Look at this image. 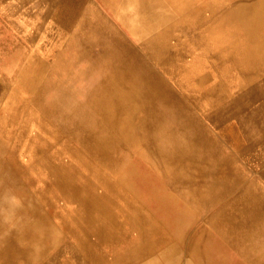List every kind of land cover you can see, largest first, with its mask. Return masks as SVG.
Listing matches in <instances>:
<instances>
[{"label": "rangeland", "instance_id": "374dc122", "mask_svg": "<svg viewBox=\"0 0 264 264\" xmlns=\"http://www.w3.org/2000/svg\"><path fill=\"white\" fill-rule=\"evenodd\" d=\"M76 1L0 0V161L10 159L0 166V237L44 232V250L31 249L20 264H39L59 244L63 233L34 214L37 180H27L25 172L51 148L57 161L70 160L69 148L80 153L82 132L89 141L93 136L106 143V159L98 150H88L89 159L104 168L99 163L103 159L125 191L113 196L116 209L109 224L116 264L145 263L147 258L134 249L150 241L170 246L171 258L194 237L193 249L184 251L181 261L189 256L192 264H264V0H193L186 8L179 7L184 0ZM250 9L258 29L235 24L245 22ZM87 13L103 16L110 25L104 51L81 60L71 49V36L81 17L93 18ZM216 37L228 53L214 59L209 43ZM28 68L38 71L29 82L24 76ZM111 74L116 86L102 94L104 107L95 98ZM197 84L203 86L201 98L191 89ZM16 100L23 101L22 114L12 123L9 109ZM132 113L138 114V122ZM32 136L38 140L37 153L30 151ZM51 167L45 176L54 181L63 171L56 164ZM63 176L87 215L93 195L75 177ZM68 206L60 202L57 213ZM39 207L46 212L44 204ZM223 212L228 217L221 219ZM83 222L90 239L95 223ZM68 230L74 251L75 237ZM90 245L88 240V256ZM79 257L77 264H90L82 251Z\"/></svg>", "mask_w": 264, "mask_h": 264}, {"label": "bare ground", "instance_id": "6f19581e", "mask_svg": "<svg viewBox=\"0 0 264 264\" xmlns=\"http://www.w3.org/2000/svg\"><path fill=\"white\" fill-rule=\"evenodd\" d=\"M68 1V0H66ZM74 1V0H72ZM79 1V0H77ZM76 1V2H77ZM193 0H184V2L182 4L179 5L180 8H183L187 5H190L192 3ZM46 2V1H45ZM113 6L115 8V2H113ZM11 4V3H10ZM17 4V3H16ZM20 4V3H19ZM24 4V2H23ZM15 5V3H14ZM156 5V4H155ZM24 6V5H23ZM59 6V5H58ZM9 7V6H8ZM14 7V6H13ZM15 8V7H14ZM18 8V7H17ZM20 9V8H19ZM54 9V8H53ZM56 9V8H55ZM3 10V9H2ZM31 10V9H30ZM29 10V11H30ZM6 11V10H5ZM55 11V10H54ZM2 12V11H1ZM39 13V12H38ZM41 13V12H40ZM52 13V12H51ZM55 13V12H54ZM65 13V12H64ZM16 14V13H15ZM22 15V14H21ZM27 15V12H26ZM30 15V14H29ZM38 15V14H37ZM54 15V14H53ZM57 15V14H56ZM63 15V14H62ZM87 15H91L93 16V18H88V17H81L80 19V28L75 31L72 36H71V42L73 44L72 46V51H75V57L77 59H84L86 58L88 55H90L92 52L98 50V51H104L105 47H104V39L106 36V32L110 23L108 22L107 19H105L103 16L99 17L96 13H92V14H88ZM86 15V16H87ZM253 15H255L254 13H252V10L250 9L249 12V16L247 17L245 22H241L240 20L235 22V24H239L238 26L244 25L250 29L255 28L258 29L259 28V22L257 21V18L254 17ZM2 16V15H1ZM4 16V14H3ZM12 17V16H11ZM21 17V16H20ZM52 19H54L53 16H51ZM61 17V15L59 16ZM12 19V18H11ZM23 19V18H22ZM18 20V19H17ZM41 20V19H40ZM23 21V20H22ZM19 22V21H18ZM37 22V21H36ZM42 22V20H41ZM40 22V23H41ZM23 23V22H22ZM21 24V23H20ZM24 25V24H23ZM39 25V24H38ZM36 25V26H38ZM20 27V26H19ZM29 27V26H28ZM140 27V26H139ZM23 28V27H22ZM74 29V28H73ZM89 29V30H88ZM111 29V28H110ZM116 29V28H115ZM114 29V30H115ZM116 31V30H115ZM115 31L112 32V34H115ZM118 31V30H117ZM110 34V33H109ZM71 35V34H70ZM111 35V34H110ZM121 35V34H120ZM118 36V34L116 35ZM115 36V37H116ZM108 38V37H107ZM113 39V38H112ZM121 40V39H120ZM119 40V41H120ZM30 42V41H29ZM116 42H113V44ZM212 45L211 47H209L211 52V56L216 59L217 57H222L224 56L227 52V46L223 47V46H219L221 45V39L220 37H216L213 41H211L209 43V45ZM120 47V46H119ZM127 47V46H126ZM109 51V50H108ZM97 52V51H96ZM123 54V53H122ZM92 55V54H91ZM141 55V54H140ZM142 57V56H141ZM54 58V57H53ZM61 58V57H60ZM75 58V59H76ZM130 58V57H129ZM138 59V58H137ZM59 60V59H58ZM60 61V60H59ZM103 61V60H102ZM147 61V60H146ZM54 62V61H53ZM134 62V60L132 61ZM149 62V61H147ZM59 63V62H58ZM87 63V62H86ZM50 65V64H49ZM103 65V64H102ZM147 65V64H146ZM230 63L227 62L226 66L227 68L230 67ZM72 66V65H71ZM52 67V66H51ZM53 68V67H52ZM152 68V67H151ZM150 68V69H151ZM138 69V68H137ZM13 70V69H12ZM122 70V69H121ZM154 70V69H153ZM57 71V70H56ZM187 71L190 70H185L183 72H186L188 74ZM37 70L34 69H30L28 68L27 70L24 71V76L28 77L26 80L29 82L30 77H34L33 75L35 73H37ZM63 72V71H62ZM181 72V73H183ZM11 73V72H10ZM53 73V71H52ZM129 73V72H128ZM63 74V73H62ZM95 74V73H94ZM132 75V74H131ZM93 76V75H92ZM116 75L111 74L110 81H104L102 84V92L101 95L98 94L97 97L95 98L101 105L104 106V104L106 103V101L102 100V94L105 92L110 91L111 89L115 88L116 86V78L113 77ZM98 77V76H97ZM54 79H56V81L58 80L57 77H53ZM129 78V77H128ZM68 79V78H67ZM131 79V78H130ZM91 80V78H90ZM96 80V79H95ZM98 80V79H97ZM51 81H55L53 79H51ZM124 81V80H123ZM129 81V80H128ZM63 81H61L62 83ZM95 82V81H94ZM121 82V81H120ZM130 82V81H129ZM87 83V82H86ZM145 83V82H144ZM127 84V83H126ZM136 87V86H135ZM152 87V86H151ZM218 87V86H217ZM145 88V85H144ZM228 88V85L225 84L222 86V88L220 87L222 93H224ZM148 89V88H147ZM192 91L196 92L199 98L202 97L201 92L203 91V86L202 85H196L195 87L191 88ZM219 89V87H218ZM58 91V90H57ZM119 91V90H118ZM142 91V90H141ZM151 91V90H150ZM149 91V92H150ZM98 92V91H97ZM144 92V91H143ZM146 93V92H145ZM38 94V93H37ZM55 94V92H54ZM63 94V93H62ZM64 95V94H63ZM110 95V94H109ZM111 96V95H110ZM116 96V95H115ZM35 97V96H34ZM136 97V96H135ZM143 96H141L142 98ZM145 97V96H144ZM42 98V97H40ZM46 98V97H45ZM53 98V97H52ZM105 98V97H104ZM116 98V97H115ZM153 98V97H152ZM111 99V98H110ZM128 99V98H127ZM146 99V98H145ZM48 100V99H47ZM40 101V100H39ZM176 101V99H175ZM93 103V102H92ZM132 103V101H131ZM152 103V102H151ZM150 103V104H151ZM23 101L22 100H16V103L10 107L9 111L11 110V114H10V119L12 123H16L22 112V107H23ZM131 105V104H130ZM3 106V105H2ZM109 106V105H108ZM45 107V106H44ZM47 107V106H46ZM105 107V106H104ZM123 107V106H122ZM86 108V107H85ZM115 108V107H114ZM131 108V107H130ZM135 108V107H134ZM151 108V107H150ZM48 109V107H47ZM70 109V108H69ZM77 109V108H76ZM124 109V108H123ZM122 109V110H123ZM128 109V108H127ZM1 110V109H0ZM50 110V109H49ZM89 110V109H88ZM115 110V109H114ZM186 110V109H185ZM9 111L7 113H9ZM59 111V110H58ZM73 111V110H72ZM75 111V110H74ZM105 111V110H104ZM125 111V110H124ZM152 111V110H151ZM180 111V110H178ZM183 111V110H182ZM121 112V111H120ZM184 112V111H183ZM188 112V111H187ZM123 113H127V112H123ZM179 113V112H178ZM2 114V112H1ZM61 115V113H59ZM116 115V114H115ZM133 115V120L135 122H138V114L137 113H132ZM153 115V114H152ZM167 116V115H166ZM177 116V115H176ZM62 117V115H61ZM171 117V116H169ZM190 117V116H189ZM91 118V117H90ZM163 118V117H162ZM188 118V116H187ZM191 118V117H190ZM188 118V119H190ZM49 119V118H48ZM57 119V118H56ZM71 119V118H70ZM92 119V118H91ZM197 119V118H196ZM59 120V119H58ZM158 120V119H157ZM54 121V120H53ZM113 121V119H112ZM146 121V120H145ZM170 121V120H169ZM174 121V120H173ZM189 122V121H188ZM106 123V122H105ZM116 123V121H115ZM114 123V124H115ZM192 123V122H191ZM199 123V122H198ZM37 124L40 126V122L37 121ZM113 124V125H114ZM161 124V123H160ZM101 125V124H100ZM154 125V124H153ZM2 126V125H1ZM164 126V125H163ZM159 127H157L158 129ZM166 128V127H165ZM182 128V127H181ZM73 129V128H72ZM71 129V130H72ZM164 129V128H163ZM168 129V128H167ZM9 130V128H8ZM11 130V129H10ZM79 130V129H78ZM101 130V129H100ZM117 130V129H116ZM123 130V129H122ZM180 131V130H179ZM205 131V130H203ZM36 131H34L35 133ZM118 132V131H117ZM5 133V132H4ZM33 133V134H34ZM65 133V130H64ZM122 133V132H121ZM176 133V132H175ZM68 134V133H67ZM97 134V133H96ZM206 134V133H205ZM78 135L80 136V138H82L83 143L80 146V153H77L75 150H72L71 148H69V157L70 160H63V161H57L56 160V156H55V151L54 148H51L49 150H47L46 155H44L43 159H37L35 161V163L28 169V171H26V179L31 181L32 179H36L37 182L33 185L34 186V191H35V201L37 203V212L34 214L37 216H43L45 219H49L51 221L52 224H54V228H56V230L61 231L63 233L62 237H61V241L59 242V244L48 254L44 255L42 257V261L39 262V264H57L55 263V259L54 256H56L57 254H59L61 251H63L64 249L68 250L70 252L71 255V259L77 264V262L81 261L79 254L80 251L83 252V254H85L88 262H90V264H116V258L112 255V235H111V229L109 227L110 221H111V211L113 209V211H115L113 208V199L115 196L116 198H119L120 194H124L125 191L121 188H119L118 184L116 181H113V176L110 173L109 168L107 169V163L103 160V159H99V163L102 164L104 166V168H101L99 164L94 163L91 159H89L88 156V150L90 151H97L98 150V154H100L101 157H104L106 159L107 156V149H106V143L99 142L98 140L95 139V137H91L92 139L89 141L87 136L85 134H83L82 132H79ZM160 135V134H159ZM170 135V134H169ZM108 136V135H107ZM158 136V135H157ZM156 136V137H157ZM209 136V135H208ZM2 137V136H1ZM29 137V136H28ZM26 137V138H28ZM103 137V136H102ZM155 137V138H156ZM160 137V136H159ZM206 137V136H205ZM7 138V137H6ZM31 138V137H30ZM29 138V139H30ZM35 138V137H34ZM32 136L31 141L34 142V139ZM74 138V137H73ZM77 139V137H75ZM152 138V137H151ZM172 138V137H171ZM132 139V138H131ZM150 139V138H149ZM174 139V138H173ZM125 140V139H124ZM148 140V139H147ZM154 140V139H153ZM200 140V139H198ZM3 141L6 144H9L11 146V148L13 149V152L15 153V149L13 148V146L11 145L10 142L6 141L3 139ZM30 141V140H29ZM30 141V144H31ZM79 141V140H78ZM139 141V140H138ZM152 141V140H151ZM38 140L36 139L34 142V146L31 144L30 145V151H34L35 153H37V149H35ZM130 142V141H129ZM155 142V141H153ZM90 143V144H88ZM134 143V142H133ZM202 143V142H201ZM205 143V142H204ZM146 145V144H145ZM210 145V144H209ZM53 146V145H52ZM86 147H89V149H87ZM114 147V146H113ZM196 147V146H195ZM207 147V146H206ZM211 147V146H210ZM208 148V147H207ZM197 150V149H196ZM202 150V147H201ZM208 150V149H207ZM115 151V150H114ZM173 151V150H171ZM41 152V151H39ZM147 152V151H146ZM204 151H202L203 153ZM207 152V151H206ZM20 153V152H19ZM26 152H24L25 154ZM139 153V152H138ZM201 153V152H199ZM208 153V152H207ZM67 154V153H66ZM143 154V153H142ZM186 154V153H185ZM210 154V153H209ZM208 154V155H209ZM135 155V154H134ZM203 155V154H201ZM205 155V154H204ZM133 156V155H132ZM144 156V155H143ZM146 156V155H145ZM197 156H200L197 155ZM220 156V155H219ZM223 156V155H222ZM178 157V155H177ZM207 157V156H206ZM217 157V156H216ZM221 157V156H220ZM144 158V157H143ZM187 158V156L185 157ZM223 158V157H222ZM225 158V157H224ZM74 159V160H73ZM194 159V158H193ZM207 159V158H206ZM143 160V159H142ZM148 160V159H147ZM195 160V159H194ZM10 159L5 158V161H0V166L3 164V168L4 166L9 163ZM196 162V161H194ZM187 163V159L184 161L181 165L184 166V164ZM197 163V162H196ZM199 163V162H198ZM203 163V162H202ZM52 164H56L57 166L61 167L60 169H62L63 173H57L55 175V179L53 180H46V176L45 174H48V171L50 172V167ZM179 164V163H178ZM209 164V163H208ZM134 165V164H133ZM157 165V163H156ZM180 165V166H181ZM202 165V164H201ZM125 166V165H124ZM148 166V163H147ZM152 166V165H151ZM191 166V165H190ZM137 167V166H136ZM201 167V166H200ZM207 168V167H206ZM205 168V169H206ZM107 169V170H106ZM130 169V168H129ZM157 169V168H156ZM195 170H199L197 168H193ZM52 170V167H51ZM145 170V169H143ZM178 170V169H177ZM128 171V170H127ZM155 171V170H154ZM209 171V170H208ZM37 172V173H36ZM169 172V171H168ZM197 172V171H195ZM205 172V171H204ZM29 173V174H28ZM30 173H32L33 175H31ZM36 173V174H35ZM175 173V172H174ZM182 173V172H181ZM198 173V172H197ZM209 173V172H208ZM211 173V172H210ZM35 174V175H34ZM39 176H38V175ZM69 176V177H75L77 179V181L80 183V185H82L83 187H88L90 193L93 195V198L91 199L92 205H93V209L92 211H90L89 213H87V215H83L81 213V211L79 210V198L77 197V195L75 194V191L73 190L71 184H69V182H64V180L66 181L65 177L63 176ZM128 174V173H127ZM188 175V174H187ZM186 175V177H187ZM194 177H196V173L193 174ZM207 175V174H206ZM212 175V174H211ZM148 176V174L146 175ZM160 176V175H159ZM128 177V176H127ZM183 177V175H182ZM185 177V176H184ZM201 177V176H200ZM163 179V177H161ZM188 178V177H187ZM185 178V179H187ZM197 178V177H196ZM208 178V177H207ZM239 178V177H236ZM111 179V180H110ZM150 179V178H149ZM170 179V178H168ZM179 179V178H178ZM182 179V178H181ZM190 179V178H189ZM199 179V178H198ZM196 180V179H194ZM205 180V179H204ZM134 181V179H133ZM131 181V182H133ZM150 181V180H149ZM181 181V180H180ZM187 181V180H186ZM127 182V181H126ZM154 182V181H153ZM193 182V181H192ZM209 182V181H208ZM136 183V182H135ZM151 184V182H149ZM126 184V183H125ZM124 184V185H125ZM131 186V185H130ZM133 186V185H132ZM149 186V185H148ZM121 187V186H120ZM138 187V186H137ZM156 188V187H155ZM158 188V187H157ZM148 189V188H147ZM136 190V189H135ZM188 190V189H187ZM128 191V190H127ZM145 191V190H144ZM148 191V190H147ZM154 191V190H153ZM130 192V191H129ZM137 192V191H136ZM182 193V192H181ZM137 194V193H136ZM139 194V193H138ZM247 194V193H246ZM157 195V194H156ZM181 195V194H180ZM251 195V194H250ZM128 196V194H127ZM126 196V197H127ZM124 197V196H123ZM144 197V195H143ZM142 197V199H143ZM150 197V196H149ZM183 197V196H182ZM242 197V196H241ZM250 197V196H249ZM257 197V195H256ZM125 198V197H124ZM135 198V197H134ZM147 198V196H146ZM163 198V197H162ZM167 199V198H166ZM185 199V198H184ZM242 199V198H241ZM257 199V198H256ZM146 200V199H145ZM144 200V201H145ZM262 200V199H260ZM122 201V200H121ZM125 201V200H124ZM128 201V200H127ZM136 201V200H135ZM225 201V200H224ZM258 201V200H257ZM60 202H64L67 203V205H69L67 208L68 209H64L65 212L63 214H58L56 209H57V204L59 205ZM126 202V201H125ZM143 202V201H142ZM160 202V201H159ZM162 202V201H161ZM223 202V201H222ZM249 202V201H248ZM264 202V201H263ZM40 203L44 204L46 212L42 211V208L39 207ZM101 203V206H100ZM138 203V202H137ZM165 203V202H164ZM168 203V202H167ZM106 206L102 207V206ZM123 205V204H122ZM134 206V205H133ZM143 207V206H142ZM170 207V205H169ZM264 207V206H263ZM137 208V207H136ZM164 208V207H163ZM232 208V207H231ZM174 209V208H173ZM228 209V208H227ZM146 210V209H144ZM233 210V209H232ZM112 211V212H113ZM62 212V211H61ZM156 212V211H155ZM175 212V211H174ZM264 212V210H263ZM119 213V212H118ZM151 213V212H150ZM100 214H103V218L101 217ZM120 214V213H119ZM174 214V213H173ZM209 214V213H208ZM169 215V214H168ZM171 215V214H170ZM206 215V214H205ZM218 215L215 214L211 217L216 218ZM155 216V215H154ZM220 218H226L228 216H225L224 212L221 213ZM211 218V219H213ZM256 218V217H255ZM86 219L87 222L94 221L95 223V228L97 231H95L94 233L90 234V239H89V235L83 232V226L85 228V224H84V220ZM171 219V218H170ZM230 218H227V220ZM233 219V217H232ZM236 219V218H235ZM121 220V219H120ZM226 220V221H227ZM260 220V219H259ZM40 221H44V220H40ZM223 221V220H222ZM74 224H71V223ZM173 222V221H172ZM159 223V222H158ZM244 223V222H243ZM254 223V222H253ZM241 224V223H240ZM117 225V224H116ZM128 225V224H127ZM126 225V226H127ZM156 225H152V228L155 229V235H157V226ZM252 225V224H251ZM119 226V225H118ZM124 226V228L126 227ZM129 226V225H128ZM159 226V225H158ZM165 226V225H164ZM173 226V223H172ZM254 226V225H253ZM68 227L71 228L72 233L73 234V247H74V251L70 250V246L71 244L69 243V237L68 234L70 233V230H68ZM233 228V227H232ZM244 228V227H243ZM220 229V228H219ZM235 229V228H234ZM255 229V228H254ZM34 230V231H33ZM32 231H28L26 234L25 232H17L15 231L14 237L11 236H6L4 238L0 237V242L2 245H0V264H20V257L23 256L24 254L26 255L27 252L29 253L31 249H35L36 248V252L39 253L40 251L44 250V244L48 241V238L46 237V235L44 234L43 231H36L35 229H33ZM119 230V229H118ZM114 231V230H113ZM160 231V230H159ZM166 231V230H165ZM237 231V230H236ZM245 231V230H244ZM249 231V229H248ZM120 232V231H119ZM174 232V231H173ZM190 232V231H189ZM195 232V231H194ZM213 232V231H212ZM211 232V233H212ZM223 232V231H222ZM234 232V231H233ZM161 233V232H160ZM166 234V233H165ZM215 234V233H214ZM227 234V233H226ZM164 235V234H162ZM70 236V235H69ZM197 238V237H194ZM193 238V239H194ZM205 238V237H204ZM193 239L188 240L186 246L184 247V251L185 253H187V251L192 250L194 243ZM89 240L90 242V250H91V256H88L87 254V249H89V247L86 249V242ZM141 240V239H140ZM174 240V239H173ZM72 242V241H71ZM191 242V243H190ZM259 242V241H258ZM177 243V242H176ZM179 243V242H178ZM234 243V242H233ZM246 243V242H245ZM243 243V244H245ZM201 244V243H200ZM258 244V243H257ZM204 245V244H203ZM116 246V245H115ZM246 246V245H245ZM254 246V245H253ZM177 247V246H176ZM203 247V246H202ZM206 247V246H205ZM239 248V247H238ZM254 248V247H252ZM258 248V247H257ZM173 250H176L174 248H172ZM180 249V247H179ZM117 250V249H116ZM115 250V251H116ZM171 250L170 246H163L161 243L158 242H154V241H150L147 242L146 244H144L143 246L140 247H135L134 249V254L135 255H143L147 258L146 262L143 264H157L159 261H164L163 264H192L189 256L187 258H184L183 261H181L182 257H184V251L180 250L179 251V255H174L171 258H169V255L171 254V252H169ZM262 252V251H261ZM263 253V252H262ZM201 254V253H200ZM192 256V255H191ZM198 257V256H197ZM200 257V256H199ZM84 259V258H83ZM118 259L120 261H122V259L120 257H118ZM85 260V259H84ZM213 263V262H212ZM89 264V263H88Z\"/></svg>", "mask_w": 264, "mask_h": 264}, {"label": "crops", "instance_id": "0c3cea01", "mask_svg": "<svg viewBox=\"0 0 264 264\" xmlns=\"http://www.w3.org/2000/svg\"><path fill=\"white\" fill-rule=\"evenodd\" d=\"M1 138H0V143H1ZM55 263L57 264H76L72 259L70 252L66 249L61 251L59 254L54 256Z\"/></svg>", "mask_w": 264, "mask_h": 264}]
</instances>
